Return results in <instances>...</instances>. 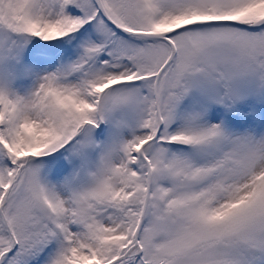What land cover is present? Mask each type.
Masks as SVG:
<instances>
[{"label": "snow or ice", "instance_id": "1", "mask_svg": "<svg viewBox=\"0 0 264 264\" xmlns=\"http://www.w3.org/2000/svg\"><path fill=\"white\" fill-rule=\"evenodd\" d=\"M0 264H264V0H0Z\"/></svg>", "mask_w": 264, "mask_h": 264}]
</instances>
